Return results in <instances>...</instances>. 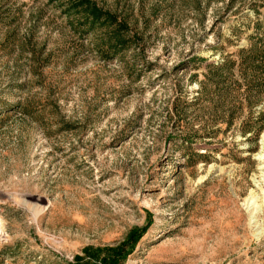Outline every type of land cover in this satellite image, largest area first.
<instances>
[{"label": "rangeland", "instance_id": "rangeland-1", "mask_svg": "<svg viewBox=\"0 0 264 264\" xmlns=\"http://www.w3.org/2000/svg\"><path fill=\"white\" fill-rule=\"evenodd\" d=\"M94 1L0 0V264H264V0Z\"/></svg>", "mask_w": 264, "mask_h": 264}, {"label": "trees", "instance_id": "trees-1", "mask_svg": "<svg viewBox=\"0 0 264 264\" xmlns=\"http://www.w3.org/2000/svg\"><path fill=\"white\" fill-rule=\"evenodd\" d=\"M64 12L68 17L72 16V27L77 31L87 32L94 26H112L117 24L118 18L111 12L100 7L94 0H60ZM124 24L118 23V30ZM118 30L114 33L117 37L116 42L111 44V46L103 50L106 57L115 56L118 52L117 46L124 42L122 38L120 39L117 35ZM113 35V34H112ZM147 228H134L130 231L127 238L117 246H111L107 248H98L96 250L90 251L87 249L89 258L93 259L98 264L96 260H100L102 264H120L121 260L124 259L128 253H130L134 248L138 240L145 233ZM75 264H94L92 262L85 261L82 257H77Z\"/></svg>", "mask_w": 264, "mask_h": 264}, {"label": "bare ground", "instance_id": "bare-ground-1", "mask_svg": "<svg viewBox=\"0 0 264 264\" xmlns=\"http://www.w3.org/2000/svg\"><path fill=\"white\" fill-rule=\"evenodd\" d=\"M263 158V157H262ZM262 161V160H261ZM255 193V192H254ZM253 197V196H252ZM250 199V198H249ZM255 199V197H253L252 201L250 199V201H248V207L247 210L249 209L251 215H253V217L256 215V213L259 211V207L260 205L255 201H253ZM247 206V205H246Z\"/></svg>", "mask_w": 264, "mask_h": 264}]
</instances>
